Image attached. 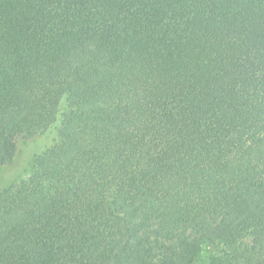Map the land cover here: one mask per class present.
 <instances>
[{
	"label": "trees",
	"instance_id": "trees-1",
	"mask_svg": "<svg viewBox=\"0 0 264 264\" xmlns=\"http://www.w3.org/2000/svg\"><path fill=\"white\" fill-rule=\"evenodd\" d=\"M0 264H264V0H0Z\"/></svg>",
	"mask_w": 264,
	"mask_h": 264
},
{
	"label": "rangeland",
	"instance_id": "rangeland-1",
	"mask_svg": "<svg viewBox=\"0 0 264 264\" xmlns=\"http://www.w3.org/2000/svg\"><path fill=\"white\" fill-rule=\"evenodd\" d=\"M55 129L36 134L29 139H19L14 159L0 166V191L26 178L31 172L33 160L56 141Z\"/></svg>",
	"mask_w": 264,
	"mask_h": 264
}]
</instances>
